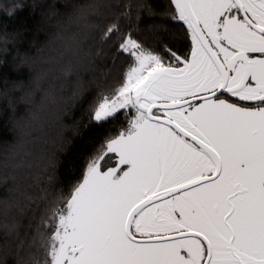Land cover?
I'll use <instances>...</instances> for the list:
<instances>
[{
  "label": "snow or ice",
  "instance_id": "6c2138e0",
  "mask_svg": "<svg viewBox=\"0 0 264 264\" xmlns=\"http://www.w3.org/2000/svg\"><path fill=\"white\" fill-rule=\"evenodd\" d=\"M32 7L34 32L0 33V264H264V0ZM38 65L73 82L93 133L59 177L30 147Z\"/></svg>",
  "mask_w": 264,
  "mask_h": 264
},
{
  "label": "trees",
  "instance_id": "16d2710c",
  "mask_svg": "<svg viewBox=\"0 0 264 264\" xmlns=\"http://www.w3.org/2000/svg\"><path fill=\"white\" fill-rule=\"evenodd\" d=\"M149 3L153 4L158 12L160 11L159 5L166 4L167 0H149ZM11 4L19 7L14 15L9 16L5 8ZM32 4L33 0H0V33L13 32L21 27L33 29L34 32L38 10H34ZM154 19L145 14L141 18L140 25L148 28L153 24ZM45 57L50 59L54 66H59L60 54L55 49L46 50ZM37 69L45 73L42 83L51 96L45 99L42 105L37 106L38 121L30 147L36 154L48 148L55 152V172L59 177L79 167L83 154L91 147L90 142L86 143V141H89L93 133L91 126L87 125L82 110L72 100L73 82H66L58 73H48L43 65H38ZM10 75L16 79L25 78L28 75V68L20 65L19 68L12 69ZM87 76L86 73V79ZM61 122L68 127H62ZM61 134L63 135L62 142L54 145L53 141L57 140ZM12 136L8 112L0 106V139H11Z\"/></svg>",
  "mask_w": 264,
  "mask_h": 264
}]
</instances>
